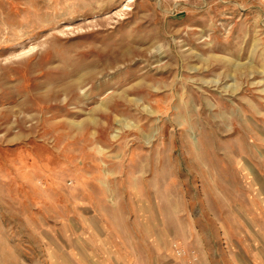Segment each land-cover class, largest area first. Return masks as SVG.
Masks as SVG:
<instances>
[{"label": "rangeland", "instance_id": "1", "mask_svg": "<svg viewBox=\"0 0 264 264\" xmlns=\"http://www.w3.org/2000/svg\"><path fill=\"white\" fill-rule=\"evenodd\" d=\"M264 262V0H0V264Z\"/></svg>", "mask_w": 264, "mask_h": 264}, {"label": "crops", "instance_id": "2", "mask_svg": "<svg viewBox=\"0 0 264 264\" xmlns=\"http://www.w3.org/2000/svg\"><path fill=\"white\" fill-rule=\"evenodd\" d=\"M113 254L117 257V259H121L123 264L124 263H131L133 256H134V255H131L132 254L131 251H125V250L118 251V252L115 251ZM258 259H256L254 264H264V262H262L261 260H258Z\"/></svg>", "mask_w": 264, "mask_h": 264}]
</instances>
